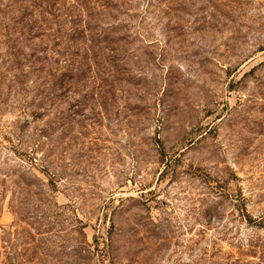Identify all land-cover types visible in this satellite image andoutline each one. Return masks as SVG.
Here are the masks:
<instances>
[{
	"label": "rangeland",
	"instance_id": "374dc122",
	"mask_svg": "<svg viewBox=\"0 0 264 264\" xmlns=\"http://www.w3.org/2000/svg\"><path fill=\"white\" fill-rule=\"evenodd\" d=\"M0 264H264V0H0Z\"/></svg>",
	"mask_w": 264,
	"mask_h": 264
},
{
	"label": "trees",
	"instance_id": "16d2710c",
	"mask_svg": "<svg viewBox=\"0 0 264 264\" xmlns=\"http://www.w3.org/2000/svg\"><path fill=\"white\" fill-rule=\"evenodd\" d=\"M18 18L17 17H12L11 18V20L10 21H6V23H5V25H4V28L9 32V33H11V32H14V33H17V32H19L18 30H20V27H19V23H18ZM12 25V26H11ZM90 42H92L91 40H90ZM78 46V45H77ZM79 47H80V45H79ZM18 54H19V56L21 55V56H24V48H20V51H18ZM26 60L28 61L29 60V58L27 57L26 58ZM22 64V63H21ZM58 120L60 121V117H58ZM163 155V154H162ZM168 168H169V166H168ZM199 175L201 176V177H203L204 178V180H206V182L208 183V184H211L212 182H215V186L218 188H225L226 187V185H225V187H223V186H221L220 185V182H218V180H216L210 173H208V172H205V171H199Z\"/></svg>",
	"mask_w": 264,
	"mask_h": 264
}]
</instances>
